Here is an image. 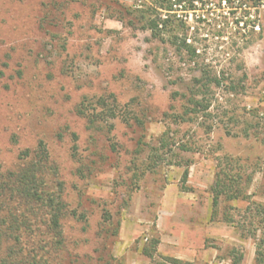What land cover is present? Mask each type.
<instances>
[{"label": "rangeland", "instance_id": "1", "mask_svg": "<svg viewBox=\"0 0 264 264\" xmlns=\"http://www.w3.org/2000/svg\"><path fill=\"white\" fill-rule=\"evenodd\" d=\"M171 1L186 50L144 27L142 10L167 15L157 0H0V170L14 177L45 142L49 193L68 209L57 229L46 210L0 196L10 264H255L264 142L243 129L264 121L253 114L264 118V0ZM192 92L209 115L186 114ZM100 98L117 107L107 122L89 104ZM226 157L251 181L215 214Z\"/></svg>", "mask_w": 264, "mask_h": 264}, {"label": "trees", "instance_id": "2", "mask_svg": "<svg viewBox=\"0 0 264 264\" xmlns=\"http://www.w3.org/2000/svg\"><path fill=\"white\" fill-rule=\"evenodd\" d=\"M157 1H159V3H157V7L163 10H167V15L166 17H164L162 12H159L155 8H151L152 13H150L148 16H145L143 14L145 13V11L142 10L141 18L144 21V27L150 30L154 37L159 39H163V34L167 31L169 33V37H171V43H173L174 45H178V48L181 51L182 47H185L184 50H186L190 45L186 43L185 38L181 43H179L180 34H177V31H175V28L179 25V23L177 20L172 19V14L170 13L174 10V6L177 4V1ZM180 1L182 0H179V2ZM193 52H195V50ZM215 82L218 86L222 84L221 81L217 79L215 80ZM200 94L201 93L192 92L189 95L187 101L188 109H186V114H195L200 112H203L206 115L210 114L209 109L211 108L212 103L206 101L204 98H201ZM89 104L91 106H95V108L97 106L100 107L98 116L102 118L101 121L103 122H107V117L109 116H117V107H110L108 103L102 98L98 99L95 102V105H93L92 102H89ZM253 112L255 118L259 117L261 119H264L259 116L257 110H253ZM91 121L94 122V119H91ZM261 127V132L256 133V128L258 130V128ZM250 128L253 129V133H251ZM243 132L246 137H250L254 134L253 136L260 138L264 142V121L263 124L261 123V121H256L254 124L250 123L249 125L244 127ZM72 136L75 140H77L76 134L73 133ZM154 157H160L158 151H155ZM21 158L26 160V162L24 163L25 166L14 177L12 175H6L5 172L0 170V196H16L19 197L21 201H23L27 205H31L32 207L35 206L36 208L39 207L37 210H46L48 213H50V216L51 214L54 216L52 220L56 225H53L58 229L60 216L65 214L68 209L63 203L62 193L56 194L55 191L49 193L50 188L47 185V179L49 174L51 176H53V174H57V169L51 162V156L47 145L45 144V142L40 141L37 148L33 150L27 149ZM154 159L155 161H157L156 158ZM225 159L226 161L219 167L220 169L216 173L215 182L211 187V193L213 195V211L215 214L217 212L221 199L223 198L226 200L246 199L247 192L245 184L246 182L251 181L250 174L247 170L243 169V167L235 165L231 157H226ZM188 174L189 173L186 170L184 173V178H187ZM260 206L262 208V205ZM251 213L253 216L252 221L250 222V231L253 233V235L258 236L255 233L260 228V224H264V219H260L264 217V210L260 209V212L258 214L253 212ZM6 219V216H0V254L2 252V238L3 236L7 235V228L5 226ZM226 221L229 223H233L232 219L228 218V216L226 218ZM18 228L19 225H16L15 229ZM238 229L240 231H243V233L245 232L244 230H248L245 229L243 225L238 226ZM166 260L172 264H183L181 260L171 257H166ZM239 260L240 258L235 261L236 264H240ZM10 261L11 259L9 255H0V264H10ZM255 264H264V237L258 242Z\"/></svg>", "mask_w": 264, "mask_h": 264}]
</instances>
